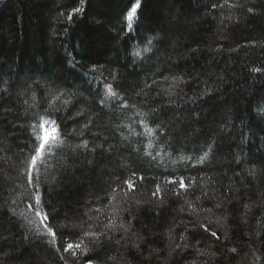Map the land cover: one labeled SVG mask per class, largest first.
Wrapping results in <instances>:
<instances>
[{
	"label": "trees",
	"instance_id": "obj_1",
	"mask_svg": "<svg viewBox=\"0 0 264 264\" xmlns=\"http://www.w3.org/2000/svg\"><path fill=\"white\" fill-rule=\"evenodd\" d=\"M135 2L0 0V264H264V0Z\"/></svg>",
	"mask_w": 264,
	"mask_h": 264
},
{
	"label": "snow or ice",
	"instance_id": "obj_2",
	"mask_svg": "<svg viewBox=\"0 0 264 264\" xmlns=\"http://www.w3.org/2000/svg\"><path fill=\"white\" fill-rule=\"evenodd\" d=\"M140 8V0H136V2L131 6L130 10L127 11L126 13V21H127V27L128 30L131 31L134 26V21L137 19L138 15V9ZM82 9L76 8L73 10L72 13L69 14V20L72 19V15L75 13L81 12ZM109 90H111V86L109 85ZM35 127V126H34ZM60 133V127L57 124L56 120L54 119H45L42 120V122L39 123V133L38 135H35L33 137L34 142L36 143V147L34 148V154L31 156L29 164H28V169H29V183L32 182V176L31 172L33 169L37 167L38 161L44 157L45 152L48 148L52 146V143L58 139V134ZM141 179H143L141 177ZM172 183H176V181H171ZM128 184L129 188L134 187V181H126ZM179 187L181 189L186 188V185L181 179L179 182ZM42 199L41 195L39 194V189H37V194L35 196L34 203L29 204V208L35 210V215L37 217L41 218V224L44 225V227L47 229V231L55 238L56 233L53 231L52 228L47 226V221L49 220V215L47 212H41L39 209L41 207ZM212 236H216L215 232L211 233ZM74 247L73 244H68L67 248L65 249L66 251L69 249H72ZM76 248H79L80 245L76 244ZM91 264V261L89 262Z\"/></svg>",
	"mask_w": 264,
	"mask_h": 264
}]
</instances>
